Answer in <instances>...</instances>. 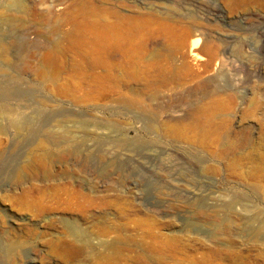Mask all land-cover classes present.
Returning a JSON list of instances; mask_svg holds the SVG:
<instances>
[{"label":"rangeland","instance_id":"rangeland-1","mask_svg":"<svg viewBox=\"0 0 264 264\" xmlns=\"http://www.w3.org/2000/svg\"><path fill=\"white\" fill-rule=\"evenodd\" d=\"M0 76V264H264V0H0Z\"/></svg>","mask_w":264,"mask_h":264},{"label":"bare ground","instance_id":"bare-ground-1","mask_svg":"<svg viewBox=\"0 0 264 264\" xmlns=\"http://www.w3.org/2000/svg\"><path fill=\"white\" fill-rule=\"evenodd\" d=\"M200 42V33L199 32H195L193 34V39H192V46L195 47L198 45V43ZM14 82V77H3V76H0V85L1 86H7V85H11L12 83ZM5 93H16L18 91L16 90H5L4 91ZM219 104L217 101H216V105ZM31 119H34V120H43L44 118L43 117H39L38 115H36L35 117L31 118ZM25 120H29V119H25ZM198 122L199 124H203V125H208V120L202 118V117H199L198 118ZM15 126L19 129L23 126V123L22 122H18V123H15ZM35 127H39V125H36ZM43 127V126H42ZM49 136V135H48ZM54 140H57V135H52V137ZM61 140V139H59Z\"/></svg>","mask_w":264,"mask_h":264}]
</instances>
